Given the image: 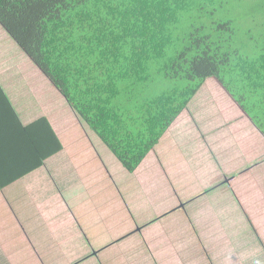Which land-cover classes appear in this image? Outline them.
Wrapping results in <instances>:
<instances>
[{
    "label": "trees",
    "instance_id": "16d2710c",
    "mask_svg": "<svg viewBox=\"0 0 264 264\" xmlns=\"http://www.w3.org/2000/svg\"><path fill=\"white\" fill-rule=\"evenodd\" d=\"M0 23L130 172L210 77L264 134V0H0ZM154 72L186 85L156 92ZM61 149L48 119L23 125L0 85V190ZM16 157L29 170L15 173Z\"/></svg>",
    "mask_w": 264,
    "mask_h": 264
},
{
    "label": "crops",
    "instance_id": "0c3cea01",
    "mask_svg": "<svg viewBox=\"0 0 264 264\" xmlns=\"http://www.w3.org/2000/svg\"><path fill=\"white\" fill-rule=\"evenodd\" d=\"M37 67L0 23L1 87L23 125L32 124L45 117L62 143V149L46 158L43 165L24 173L0 190V254L6 264L19 263L15 262L7 248L14 244L13 241L6 239L5 236L24 235L25 233L29 235L40 228L52 229L59 217L68 216L70 208H75L73 196H70L66 189L59 186L54 174L57 168H63L68 153L80 143L81 151L73 157L81 159L80 156L84 150H90V153L94 151L97 157L93 156V160H96L98 164L102 162L104 165L106 164L105 157L110 156L111 153L114 154L100 135L81 116L79 117L62 93L64 103V113L62 114L54 112L51 105L43 106V109L38 107V111L34 112L27 108L24 109L20 101L25 97L27 103L37 102L43 105L50 103L47 100V95L42 94L41 89H37L35 84L46 82L50 88L54 84L49 81V78L46 80ZM22 75L25 77L26 83L23 85L11 84L14 77ZM31 79L35 82L34 84L31 83ZM24 85L25 87H23ZM28 87H33V90ZM217 105H220L221 108L227 105V108L236 110V118H207L209 109L215 108ZM46 131L48 130L46 129ZM48 135L49 139L41 143V150L44 152L53 147L51 133L49 132ZM200 146L204 147L205 151L197 150ZM226 147L233 148V150L229 151L225 149ZM14 161L15 173L29 170L31 163L23 157H16ZM154 164L157 166V172L160 173L159 180L162 185L169 188L171 194L178 198L177 205L166 212L168 215H173V212L180 207L191 208L189 206L197 202L211 203L213 199H219L217 195H220L223 197V201L237 202L242 211L246 213L248 220H252L250 222L253 223L252 225L258 233L259 227H256L253 222L255 207L253 209L250 203H259V210L260 206L264 205V134L217 78L207 79L188 106L174 120L159 142L133 172L138 169L146 172ZM108 171L110 172L109 169ZM226 195L227 197H225ZM218 199L215 202L221 203V205L218 204V207L207 206L206 215L224 213L222 209L224 205ZM165 216L162 214L142 222L137 229L116 236L112 238L113 240L110 239L104 244L105 246L98 249L93 248V251L84 250L80 255L61 264H81L91 258L99 259L102 264H112L119 260L122 264H157L153 258L147 257L134 262L128 256L134 251L139 254L144 253L148 248L144 242L146 236L144 233L148 229V226L145 227V225L151 221L161 222L171 215ZM190 218L194 217L190 216ZM140 228H142V232L139 231ZM117 237L125 238L127 244V241L135 243L130 244L132 246L126 249L128 254L119 259L109 258L106 256V251H108L106 249L116 244ZM259 238L263 242V238L261 236ZM146 239L148 240V237ZM185 250L189 251V249ZM173 251L168 249L165 251V255L161 254L162 264L168 263V258L171 255L176 256ZM187 253L184 258L189 257V260H183L184 264L197 260L202 261V264H212L211 261H205L202 257L192 260L190 256L194 252ZM196 256L198 255L196 254ZM217 264L219 263L217 262ZM239 264H253V262L243 260L239 261Z\"/></svg>",
    "mask_w": 264,
    "mask_h": 264
},
{
    "label": "rangeland",
    "instance_id": "374dc122",
    "mask_svg": "<svg viewBox=\"0 0 264 264\" xmlns=\"http://www.w3.org/2000/svg\"><path fill=\"white\" fill-rule=\"evenodd\" d=\"M252 10L253 8L248 7L238 12L237 25L244 46L251 42V37L246 30L253 24L249 18V12ZM258 18L263 20L261 15ZM185 27V23L181 25L182 30ZM37 68L44 78L49 80L43 71ZM24 83L26 80L23 75L14 77V81L11 82L13 85ZM31 83L35 82L31 79ZM152 84L154 90L158 92L184 86L186 81L166 78L162 74L155 73V80ZM35 85L37 89H41L42 94L47 95L50 103L44 105L37 102L27 103L25 97L20 101L24 109L27 108L34 112L38 111V107L43 109V106L51 105L54 112L64 113L62 95L55 85L51 88L48 84L46 85V82ZM28 89L33 90V87H28ZM32 99L34 100L33 97ZM226 106L221 108L217 105L215 108H210L206 115L207 118H236L237 111ZM238 110L240 111L239 108ZM205 147L208 149L207 146ZM225 149L233 150L229 147ZM197 150L205 151L201 146ZM80 151L79 143L73 151L68 153L63 168H57L54 172L59 186L73 196L75 208H70L68 216L59 217L52 229L40 228L29 235L25 233L24 235L5 236L14 243L7 248L15 262L19 264L65 263L70 258L80 255L82 251H93V248L98 249L105 246L104 244L110 239L131 232L137 229L140 223L162 214H165V217L171 216L161 222L151 221L145 225L148 229L144 233L146 236L143 237L148 248L142 254L135 251L131 253L128 257L134 262L148 257L156 260L157 264H162L161 254L165 255L168 249L174 250L173 253L176 256L171 255L166 264H184L183 260H189V257L184 258L187 252H194V255L190 256L192 260L202 257L203 260H209L212 264H217V262L219 264H239V261L253 262L256 259L264 261V208H262L264 205H261L259 210V203H250L253 209L255 207L253 222L256 227H259L258 233L251 223L252 220L250 219L251 222L248 220L240 205L231 200L223 201L220 195H217L220 200L215 198L211 203L197 202L190 205L191 208L180 207L173 212V215H168L166 212L177 205L178 198L171 194L169 188L162 185L159 180L160 173L157 172L155 164L150 166L146 172L138 169L132 173L113 153L105 157L106 164L104 165L102 162L98 164L96 160H93V156L97 157L94 151L90 153V150H84L80 156L81 159L73 157ZM217 199L223 203L224 213L206 215L207 206L221 205L215 202ZM139 231L142 232V228ZM137 234L140 235L139 232ZM259 236L263 238V242L260 241ZM127 242L128 244L125 238H118L114 246L106 249L108 251L105 250L106 256L119 259L128 254L126 249L135 242ZM89 263L102 264L97 258H91L81 264ZM0 264H6L2 255ZM112 264H122V262L119 260ZM189 264H202V261L197 260Z\"/></svg>",
    "mask_w": 264,
    "mask_h": 264
},
{
    "label": "clouds",
    "instance_id": "9594fccd",
    "mask_svg": "<svg viewBox=\"0 0 264 264\" xmlns=\"http://www.w3.org/2000/svg\"><path fill=\"white\" fill-rule=\"evenodd\" d=\"M253 264H264V261H261L260 259H256L253 261Z\"/></svg>",
    "mask_w": 264,
    "mask_h": 264
}]
</instances>
